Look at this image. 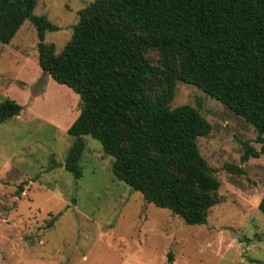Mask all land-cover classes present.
Returning <instances> with one entry per match:
<instances>
[{
  "label": "trees",
  "instance_id": "trees-1",
  "mask_svg": "<svg viewBox=\"0 0 264 264\" xmlns=\"http://www.w3.org/2000/svg\"><path fill=\"white\" fill-rule=\"evenodd\" d=\"M37 1L0 0V43L30 22L42 76L79 97L64 170L81 178L90 136L113 158L117 181L186 225H204L219 203V182L197 147L211 126L197 109L170 105L177 83L197 88L255 129L261 149L246 146L243 161L264 154V0H95L59 54L44 43L57 27L33 14ZM21 111L4 100L0 124ZM258 210L264 215V196Z\"/></svg>",
  "mask_w": 264,
  "mask_h": 264
},
{
  "label": "rangeland",
  "instance_id": "rangeland-1",
  "mask_svg": "<svg viewBox=\"0 0 264 264\" xmlns=\"http://www.w3.org/2000/svg\"><path fill=\"white\" fill-rule=\"evenodd\" d=\"M94 1H37L33 14L57 27L44 37L55 54ZM37 44L28 21L9 44L0 43V104L22 107L0 124V264H264V154L242 160L246 146L261 149L250 124L197 88L176 84L170 107L191 106L211 126L197 147L220 185L206 223L186 225L117 181L113 158L90 136L83 137L81 178L64 170L79 97L42 76Z\"/></svg>",
  "mask_w": 264,
  "mask_h": 264
}]
</instances>
